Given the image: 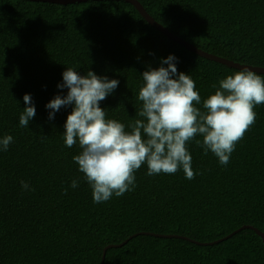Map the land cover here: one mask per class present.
<instances>
[{
  "label": "trees",
  "instance_id": "trees-1",
  "mask_svg": "<svg viewBox=\"0 0 264 264\" xmlns=\"http://www.w3.org/2000/svg\"><path fill=\"white\" fill-rule=\"evenodd\" d=\"M137 1L197 48L264 68V0ZM170 55L178 73L195 81L201 111L213 84L240 71L169 39L126 1L0 0V139L13 137L0 150V264H264V243L253 229L209 244L245 226L264 232V104L227 165L210 150L205 155L197 135L186 145L194 179L182 168L149 176L144 164L130 191L101 203L73 161L79 142H64L72 106L49 119L46 105L67 95L58 85L71 67L82 77L92 71L119 81L100 107L131 131L143 72L167 67L162 61ZM25 94L36 108L28 128L19 125Z\"/></svg>",
  "mask_w": 264,
  "mask_h": 264
},
{
  "label": "clouds",
  "instance_id": "clouds-1",
  "mask_svg": "<svg viewBox=\"0 0 264 264\" xmlns=\"http://www.w3.org/2000/svg\"><path fill=\"white\" fill-rule=\"evenodd\" d=\"M176 58L162 61L167 67L143 72V84L138 99L142 102L136 118L128 126L114 119H106L100 107L119 84L118 80L99 77L88 71L80 76L68 67L62 73L67 95H57L47 105L49 119L62 107L72 106L63 134L66 147L79 142L82 149L73 156L79 171L92 188L93 202L101 203L123 196L135 186V172L147 165V175L175 174L183 169L186 179H194L192 157L187 143L197 135V145L210 150L221 165H227L236 144L255 123V107L264 104V78L254 71L243 69L213 84L215 94L203 101L201 111L194 105L201 103L196 83L190 75L178 73ZM26 107L19 116V125L27 127L36 115L30 94H25ZM13 142L11 135L0 139V150L7 151ZM23 189L29 185L21 181ZM78 182L73 180L71 187Z\"/></svg>",
  "mask_w": 264,
  "mask_h": 264
},
{
  "label": "water",
  "instance_id": "water-1",
  "mask_svg": "<svg viewBox=\"0 0 264 264\" xmlns=\"http://www.w3.org/2000/svg\"><path fill=\"white\" fill-rule=\"evenodd\" d=\"M27 1L68 5V4H74V3H77V2H84V1H88V0H27ZM94 1H126V2H128L130 4H132L139 11L141 16L147 21V23L149 25H151L154 29H156L157 31H159L160 33H162L163 35H165L169 39L175 41L179 45L185 47L189 51L195 53L196 55H198L200 57H203L205 59H208L210 61H214V62L223 64V65H226L228 67H232V68H235V69H238V70L248 69V70L254 71L257 74H263L264 75V68H262V67H255V66L240 64L238 62H233L231 60H228V59H225V58H222V57L207 53V52L197 48L196 46L186 42L182 38L177 37L176 35L171 33L168 29H166L161 24H159L153 17H151L148 14V12L145 10V8L137 0H94ZM245 228L253 229L257 233V235L259 236L261 241L264 243V232H261L260 230L254 228V227L245 226V227H242V228L236 230L235 232H233L232 234L228 235L227 237H225V238H223V239H221V240H219L217 242H213V243H209V244L213 245L215 243H219L221 241L227 240L228 238H230L231 236L239 233L240 231H242ZM155 236L164 237V238H172V237H174L172 235H155ZM192 242H194V241H192ZM125 243L126 242L120 244L119 246H123ZM194 243L199 244V245H208V244H200L198 242H194ZM110 247H116V245H111L108 248H110ZM106 251H107V249H105V251H104V257H105ZM103 260H104V258H103ZM101 264H103V262Z\"/></svg>",
  "mask_w": 264,
  "mask_h": 264
}]
</instances>
